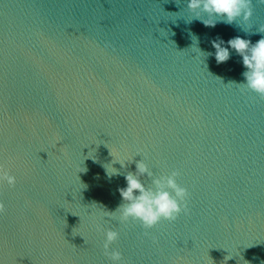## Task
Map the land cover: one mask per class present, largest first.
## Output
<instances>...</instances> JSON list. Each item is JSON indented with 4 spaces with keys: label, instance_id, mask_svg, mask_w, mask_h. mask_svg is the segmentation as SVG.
Returning a JSON list of instances; mask_svg holds the SVG:
<instances>
[{
    "label": "water",
    "instance_id": "obj_1",
    "mask_svg": "<svg viewBox=\"0 0 264 264\" xmlns=\"http://www.w3.org/2000/svg\"><path fill=\"white\" fill-rule=\"evenodd\" d=\"M188 16L187 0H0V168L16 177L0 264H111L109 228L121 264H264V98L234 83L237 54L206 68L189 35L255 43L264 4L214 28ZM110 152L134 157L111 179ZM141 160L189 193L147 235L108 214Z\"/></svg>",
    "mask_w": 264,
    "mask_h": 264
},
{
    "label": "clouds",
    "instance_id": "obj_2",
    "mask_svg": "<svg viewBox=\"0 0 264 264\" xmlns=\"http://www.w3.org/2000/svg\"><path fill=\"white\" fill-rule=\"evenodd\" d=\"M255 2L264 4V0H255ZM187 9L189 13L187 23L199 20L205 27L214 28L220 22L229 25L241 20L247 22L253 15V0H187ZM173 14L179 16V13ZM257 32L264 34V26H261ZM189 35L193 41L191 49L206 68L208 57L214 56L216 63L222 64L231 58L233 52L237 54L241 58L244 71L241 73L243 80L234 83L264 98V35L255 43L240 36L226 42L218 37L211 41L214 52L202 50L199 47L198 36L191 32ZM133 160L134 157L127 160L114 157L112 163L103 165L106 175L111 179L115 175L122 174L113 164L119 163L121 168H125L126 162L130 164ZM135 163V172L128 171L124 174L126 186L118 189L122 204L116 211L108 212V214H116L120 224H127L129 221L138 222L146 230L147 235V230L154 228L162 220L173 222L182 212L187 214L189 193L185 187L177 183L180 175L178 171H172L170 175L156 176L144 160ZM84 171H86L85 168ZM143 177L151 180V186L145 185ZM3 182L14 186L16 177L0 168V183ZM2 208L3 205H0V210ZM119 235L118 231L111 228L104 231V253L111 264H121V252L111 248V245L119 239Z\"/></svg>",
    "mask_w": 264,
    "mask_h": 264
}]
</instances>
